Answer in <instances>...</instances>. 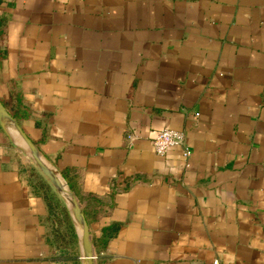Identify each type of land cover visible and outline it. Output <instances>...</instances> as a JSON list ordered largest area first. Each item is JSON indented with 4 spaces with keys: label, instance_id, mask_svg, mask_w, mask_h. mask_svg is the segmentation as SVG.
Listing matches in <instances>:
<instances>
[{
    "label": "crops",
    "instance_id": "0c3cea01",
    "mask_svg": "<svg viewBox=\"0 0 264 264\" xmlns=\"http://www.w3.org/2000/svg\"><path fill=\"white\" fill-rule=\"evenodd\" d=\"M2 15L0 102L85 213L94 264H264V0H3ZM163 129L187 160L154 153ZM45 188L66 208L0 127V264L70 262Z\"/></svg>",
    "mask_w": 264,
    "mask_h": 264
},
{
    "label": "water",
    "instance_id": "95a60500",
    "mask_svg": "<svg viewBox=\"0 0 264 264\" xmlns=\"http://www.w3.org/2000/svg\"><path fill=\"white\" fill-rule=\"evenodd\" d=\"M0 127L4 131H10L25 149L30 159L45 177L50 186L65 204L78 235L81 264H94L95 254L91 243L89 228L85 220L82 208L78 204L72 191L64 182L52 165L44 158L38 148L26 136L16 121L10 116L0 102Z\"/></svg>",
    "mask_w": 264,
    "mask_h": 264
},
{
    "label": "trees",
    "instance_id": "16d2710c",
    "mask_svg": "<svg viewBox=\"0 0 264 264\" xmlns=\"http://www.w3.org/2000/svg\"><path fill=\"white\" fill-rule=\"evenodd\" d=\"M3 0H0V5ZM6 25V17L0 16V37L3 35V28ZM3 104V103H2ZM4 105V104H3ZM5 106V105H4ZM45 202L49 211L50 217L54 223V236L59 241L57 249L62 257L67 261H75L78 258V240L73 227L71 218L62 203H60L54 194L50 193L47 188L44 190ZM85 216V213H84ZM92 247L96 250L100 249L95 239H92Z\"/></svg>",
    "mask_w": 264,
    "mask_h": 264
},
{
    "label": "built area",
    "instance_id": "2783aa9c",
    "mask_svg": "<svg viewBox=\"0 0 264 264\" xmlns=\"http://www.w3.org/2000/svg\"><path fill=\"white\" fill-rule=\"evenodd\" d=\"M185 137L182 133L163 129L160 130L154 137L152 146L153 151L157 156H165L169 151L179 149L182 157L187 160L190 157V152L185 145Z\"/></svg>",
    "mask_w": 264,
    "mask_h": 264
},
{
    "label": "rangeland",
    "instance_id": "374dc122",
    "mask_svg": "<svg viewBox=\"0 0 264 264\" xmlns=\"http://www.w3.org/2000/svg\"><path fill=\"white\" fill-rule=\"evenodd\" d=\"M4 43H5V38H4L3 36H1V37H0V46H3ZM78 251H79V249H78ZM78 257H79V252H78ZM79 260H80V258L77 259V260H75V262H78ZM62 264H73V263H71V261H70V262L62 263Z\"/></svg>",
    "mask_w": 264,
    "mask_h": 264
}]
</instances>
